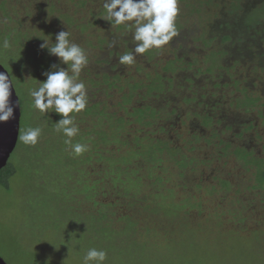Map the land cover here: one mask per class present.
I'll use <instances>...</instances> for the list:
<instances>
[{
	"label": "rangeland",
	"instance_id": "rangeland-1",
	"mask_svg": "<svg viewBox=\"0 0 264 264\" xmlns=\"http://www.w3.org/2000/svg\"><path fill=\"white\" fill-rule=\"evenodd\" d=\"M248 1L179 0V34L125 66L132 32L102 18L103 0H0L19 135L42 129L34 147L18 135L0 184L6 264H82L89 248L104 264H264V28L237 25ZM61 30L89 57L80 156L28 95L57 63L43 39Z\"/></svg>",
	"mask_w": 264,
	"mask_h": 264
},
{
	"label": "clouds",
	"instance_id": "clouds-1",
	"mask_svg": "<svg viewBox=\"0 0 264 264\" xmlns=\"http://www.w3.org/2000/svg\"><path fill=\"white\" fill-rule=\"evenodd\" d=\"M106 13L102 18L111 26L123 25L132 32L131 51L118 57V63L132 66L137 55L152 49H162L178 33L176 19L179 15V0H103ZM71 32L61 30L55 34V42L49 46V40L43 39L41 49L57 58V63L50 65V70L42 73L46 77L38 87L30 88L31 107L42 115L56 113L55 131L66 139L64 143L71 147L72 154L80 156L89 149V145L73 143L80 128L75 122V115L83 112L89 104L88 89L80 78L89 63L86 50L71 39ZM11 47V41L5 37L0 41V50ZM66 65V67H60ZM13 83L9 74L0 72V124L14 118L17 101L12 99ZM40 127H27L21 131L19 141L27 146H36L41 136ZM107 252L103 249L89 248L82 258V264H104Z\"/></svg>",
	"mask_w": 264,
	"mask_h": 264
},
{
	"label": "trees",
	"instance_id": "trees-1",
	"mask_svg": "<svg viewBox=\"0 0 264 264\" xmlns=\"http://www.w3.org/2000/svg\"><path fill=\"white\" fill-rule=\"evenodd\" d=\"M262 1H264V0H249L248 2L242 3L243 2V0H242L239 7L241 9L243 8V12H241L242 13L241 15L240 14L238 15L239 20L237 22L238 23L237 25H239V26L245 25V26H247V28H255L256 27V28H258L259 31H262L263 30L262 28H264V15L261 14V13H264V4L261 3ZM189 4H190L189 2L185 3V5H189ZM194 10L198 11V9H194ZM253 10L258 11L260 13L261 17L255 18V17H251L250 15L248 16V14L250 12H252ZM226 24H228V26L231 27L230 21H228V23H226ZM224 38L228 39L231 43H234V42L238 43V42L243 41V37H241V36L240 37L234 36V38H232L231 36H228V34H225ZM143 110L144 109H142V108L137 109V111H139V112H142ZM20 111H21V108H20ZM20 117H21V115H20ZM19 124H20V122H19ZM18 135H19V133H18ZM237 135H240V131L237 133ZM12 171H13L12 168L7 164L0 168V184L1 185H6V180H7L8 176H10L12 174ZM256 181L259 182L258 184H260V185L264 184V168H262V167L258 168V171L256 174ZM258 184H256V187L258 186Z\"/></svg>",
	"mask_w": 264,
	"mask_h": 264
},
{
	"label": "water",
	"instance_id": "water-1",
	"mask_svg": "<svg viewBox=\"0 0 264 264\" xmlns=\"http://www.w3.org/2000/svg\"><path fill=\"white\" fill-rule=\"evenodd\" d=\"M0 72L8 74L6 69L0 64ZM10 77V76H9ZM14 88V87H13ZM12 99L17 101V105L14 109V118L7 123L0 124V168L7 164L8 158L12 150L14 149L19 133L20 122V104L18 96L13 89ZM0 264H6L0 257Z\"/></svg>",
	"mask_w": 264,
	"mask_h": 264
}]
</instances>
